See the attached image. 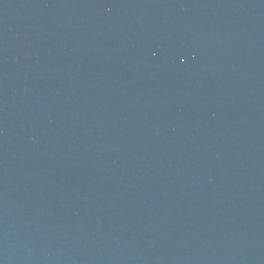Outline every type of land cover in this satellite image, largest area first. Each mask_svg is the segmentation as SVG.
Wrapping results in <instances>:
<instances>
[{"label": "water", "instance_id": "water-1", "mask_svg": "<svg viewBox=\"0 0 264 264\" xmlns=\"http://www.w3.org/2000/svg\"><path fill=\"white\" fill-rule=\"evenodd\" d=\"M0 264H264V0H0Z\"/></svg>", "mask_w": 264, "mask_h": 264}]
</instances>
